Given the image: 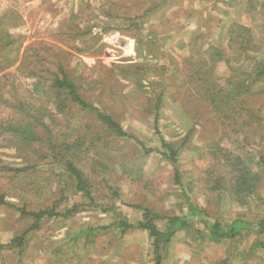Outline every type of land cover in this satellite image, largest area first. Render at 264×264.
I'll return each mask as SVG.
<instances>
[{
  "label": "rangeland",
  "instance_id": "obj_1",
  "mask_svg": "<svg viewBox=\"0 0 264 264\" xmlns=\"http://www.w3.org/2000/svg\"><path fill=\"white\" fill-rule=\"evenodd\" d=\"M254 2L257 8L249 17L243 14L241 0L0 1V14L15 9L24 18V26L15 30L28 38L24 47L45 41L71 53L72 68L79 76L88 77L84 84L90 86L82 83L87 101L111 114L145 146L161 151L154 107L163 93L160 132L176 148L183 146L178 164L180 187L174 165L157 151L147 155L136 141L116 138L93 116L76 109L60 115L52 104L39 99V105L54 116L53 122L48 118L44 122L55 139L64 142L65 136L75 140L80 135L87 146H96L89 155L75 159L92 180L96 204L91 206L73 191L60 159L53 162L47 157L46 145L29 147L0 133V196L6 203L25 205L27 210L54 204L61 211L83 206L68 220L43 221L38 231L29 234L22 251L0 248V264H153L148 233L132 230L122 235L114 227L118 221L115 214L103 211L111 207L132 224L143 218L135 206L165 216H188V203L205 210L223 226L237 219L253 226L261 222L264 186L256 200L240 206L224 193L208 191L201 178L216 165L206 151L209 146L219 143L248 161L264 157V146H250L244 136L221 131L218 121H210L207 106L198 103L184 85L192 63L205 51L212 46L227 47L229 27L235 21L253 27L264 54V0ZM226 64L219 63L214 74L221 81L232 79ZM6 74L7 78L0 79V122H17L21 104L37 102L36 96H30L34 80L16 68ZM254 91L249 105L260 109L264 117V82ZM246 132L253 141L257 130ZM10 205L0 204L2 246L34 224ZM188 219L194 228L176 235L167 247L164 264H264L263 236L250 232L235 241H216L203 225ZM85 230L90 233L79 237Z\"/></svg>",
  "mask_w": 264,
  "mask_h": 264
},
{
  "label": "trees",
  "instance_id": "obj_2",
  "mask_svg": "<svg viewBox=\"0 0 264 264\" xmlns=\"http://www.w3.org/2000/svg\"><path fill=\"white\" fill-rule=\"evenodd\" d=\"M241 1L245 5L243 14L251 17L257 8L254 0ZM240 22L235 21L230 24L228 45L225 49L212 46L192 63L188 82L184 85L188 86L187 90L192 97L197 98L198 103L207 106L211 111L210 121L212 120V123L218 121L217 126L221 128V131H229L231 136H244L245 143L250 146L253 144L264 146L262 111L255 110L249 105L255 94L254 89L264 82V54L261 52L262 45L255 38L253 27ZM22 26H24V18L17 10L9 9L0 14V79L7 78L6 72L16 68L22 76L34 80V89L30 96H36L37 102L22 103V112L18 121L0 122V133L15 137L29 147L35 143L46 145L47 157L53 162L60 159L64 175L73 183V191L81 194L93 206L96 204V190L92 180L87 177L75 159L77 155L78 157L89 155L96 146L93 143L87 146L80 135L75 140H71V137L67 135L68 138L65 136L64 142L59 138L55 139L50 127L44 122L46 118L53 122L54 116L51 117L48 114L46 106L39 105V99L52 104L53 110L60 115L67 116L69 112L76 109L82 114L93 116L96 123L116 138L136 141L147 155L157 151L174 165L176 183L182 187L178 164L180 149L183 146L176 148L175 145L168 143L158 125L163 93L157 96L154 107L156 112L154 129L162 144L163 151H161L145 146L128 134L111 114L87 101L83 87L88 77L79 76L76 73L77 69L72 68L71 62L74 56L71 53L45 41L31 43L24 47L28 38L26 35L15 33V30ZM235 54L236 57L233 58ZM223 62L227 63L230 73L233 74L231 80L226 78L227 80L221 81V78L214 77L218 64ZM87 86L90 85L87 84L85 87ZM253 128L257 132L253 141L250 142L249 132L246 131ZM85 143L86 149H84ZM206 151L216 163L213 172H205L203 179L201 178L208 191L224 193L240 206H246L251 199L256 200L259 197L260 189L264 186V157L258 161L256 159L248 161L242 155H236L223 148L219 143L209 146ZM113 193L118 195L116 190ZM0 204L10 205L5 202L3 196H0ZM10 206L14 207L20 215L34 220L32 226L20 236L13 238L8 245H0V248L19 251L23 250L29 234L38 231L43 221L68 220L83 207L82 204H78L61 211V208L55 204L39 210H27L25 205ZM135 208L143 213L142 220L136 224L130 223L114 207L103 211H111L115 214L118 221L114 227L119 229L122 235L132 230L148 233L152 239L153 264H164L167 247L171 241L178 233L188 232L194 228V222L188 217H192L196 223L203 225L209 237L216 241H235L250 232L264 237V218L256 226L244 219H237L223 226L205 210L192 203H188V216H165L141 206H135ZM89 233L90 230H85L78 236Z\"/></svg>",
  "mask_w": 264,
  "mask_h": 264
}]
</instances>
